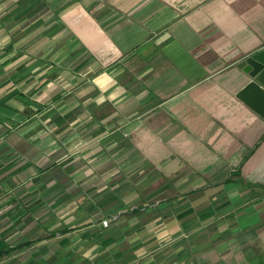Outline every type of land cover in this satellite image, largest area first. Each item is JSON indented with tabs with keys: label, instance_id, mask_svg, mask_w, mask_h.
Segmentation results:
<instances>
[{
	"label": "crops",
	"instance_id": "0c3cea01",
	"mask_svg": "<svg viewBox=\"0 0 264 264\" xmlns=\"http://www.w3.org/2000/svg\"><path fill=\"white\" fill-rule=\"evenodd\" d=\"M262 49L264 0H0V262L264 264Z\"/></svg>",
	"mask_w": 264,
	"mask_h": 264
},
{
	"label": "water",
	"instance_id": "95a60500",
	"mask_svg": "<svg viewBox=\"0 0 264 264\" xmlns=\"http://www.w3.org/2000/svg\"><path fill=\"white\" fill-rule=\"evenodd\" d=\"M250 76L251 83L248 90L256 91L261 97V107L257 112L264 117V49L258 51L239 65Z\"/></svg>",
	"mask_w": 264,
	"mask_h": 264
},
{
	"label": "rangeland",
	"instance_id": "374dc122",
	"mask_svg": "<svg viewBox=\"0 0 264 264\" xmlns=\"http://www.w3.org/2000/svg\"><path fill=\"white\" fill-rule=\"evenodd\" d=\"M103 225V224H102ZM20 249V245L19 246H16V247H12V249H9V251L8 250H6V251H4V250H2V251H0V252H9V253H13V252H15V251H18ZM0 264H17L16 263V261H7V262H0ZM18 264H21V262L20 263H18ZM25 264H32V263H30V262H26Z\"/></svg>",
	"mask_w": 264,
	"mask_h": 264
},
{
	"label": "built area",
	"instance_id": "2783aa9c",
	"mask_svg": "<svg viewBox=\"0 0 264 264\" xmlns=\"http://www.w3.org/2000/svg\"><path fill=\"white\" fill-rule=\"evenodd\" d=\"M102 224H103L104 227H108L109 221L108 220H105V221L102 222Z\"/></svg>",
	"mask_w": 264,
	"mask_h": 264
}]
</instances>
